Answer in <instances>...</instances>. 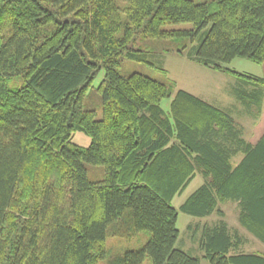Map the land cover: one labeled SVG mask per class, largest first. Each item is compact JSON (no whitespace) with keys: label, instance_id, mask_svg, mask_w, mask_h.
Listing matches in <instances>:
<instances>
[{"label":"trees","instance_id":"obj_1","mask_svg":"<svg viewBox=\"0 0 264 264\" xmlns=\"http://www.w3.org/2000/svg\"><path fill=\"white\" fill-rule=\"evenodd\" d=\"M182 23L193 27H172ZM141 38L182 41L180 54L237 76L238 97L262 114L264 77L223 64L264 63V0H0V264H99L109 234L142 232V248L108 264H201L177 247L172 204L198 174L181 210L217 214L197 228L205 258L264 264L240 250L246 239L222 207L236 202L240 225L264 243V133L253 143L233 115L177 82L122 73L125 61L149 63ZM102 69L98 119L84 102ZM77 131L90 146L72 144ZM86 163L103 166L100 180Z\"/></svg>","mask_w":264,"mask_h":264},{"label":"rangeland","instance_id":"obj_2","mask_svg":"<svg viewBox=\"0 0 264 264\" xmlns=\"http://www.w3.org/2000/svg\"><path fill=\"white\" fill-rule=\"evenodd\" d=\"M195 1L211 2L214 0ZM172 27L190 29L193 27V24L182 23ZM181 44L182 41L141 38L138 41L137 47L148 52L149 63L125 61L122 73L140 72L164 83L177 82V89H184L200 96L209 103L233 115L237 122L242 124L248 131L246 138H248V134L253 132L254 129L257 134L262 135L264 133V110L262 118H260L258 125L255 127L257 123L254 117L255 114H251V111L237 95V89L240 86L239 78L229 72L215 70L190 60L187 56L179 53L178 49ZM192 47V44H189L185 52L192 50ZM223 66L240 73L264 77V63H258L249 58L237 57L229 63H224ZM104 78L105 70L102 69L96 76L84 102V108L95 110L98 119L103 118V97L98 91V86ZM173 96L165 98L162 101L164 109L168 110L170 108ZM91 142V137L82 131L75 132L72 140V144L81 147H88ZM241 157L242 155L236 157L235 163L239 162ZM85 165L88 169L90 180L97 181L102 178L104 174L103 166L88 163ZM202 184L203 177L198 176L182 194L175 196L172 204L179 210L177 224L180 229V238L177 242V247L194 257H198L201 264H210L209 260L205 258L204 250L200 246L202 232L197 230V225L205 222L211 223L212 220L218 219L217 214L209 217H198L181 210V206L186 199ZM225 210L226 220L229 225L239 230L246 239L245 244L240 250L264 254V243L240 225L238 204L231 201V204L225 205ZM190 225H192L191 229L189 228ZM149 236L148 232H142L137 237L113 236L109 234L107 237V258L99 264H108L110 260L125 254L127 251L142 248ZM143 264H153V262L150 257H147Z\"/></svg>","mask_w":264,"mask_h":264},{"label":"crops","instance_id":"obj_3","mask_svg":"<svg viewBox=\"0 0 264 264\" xmlns=\"http://www.w3.org/2000/svg\"><path fill=\"white\" fill-rule=\"evenodd\" d=\"M199 97H200V96H199ZM263 110H264V106H263ZM262 112H263V111H262ZM260 118H262V114H261L259 117L255 118L256 121H257L255 127L258 125ZM244 128H245V127H244ZM247 133H248V131H247L246 128H245V134H247ZM262 135H263V134H262ZM262 135L257 134L256 131H255V129H254L253 132H251L250 134H248V138H247V139H248L249 141L253 142V143H256V142L260 139V137H261ZM249 137H250V138H249ZM198 176H201V175L198 174L195 178H197ZM195 178H194V179H195ZM194 179H193V180H194ZM193 180H192V181H193ZM227 204H231V202H227V203H225V204L222 205V207H223V209H224L225 212H226V210H225V205H227ZM205 223H206V222H205ZM205 223H201V224H198V225H204ZM198 225H197V227H198Z\"/></svg>","mask_w":264,"mask_h":264}]
</instances>
